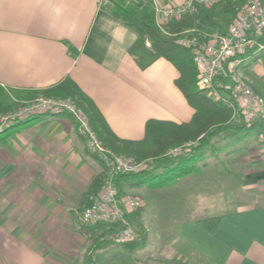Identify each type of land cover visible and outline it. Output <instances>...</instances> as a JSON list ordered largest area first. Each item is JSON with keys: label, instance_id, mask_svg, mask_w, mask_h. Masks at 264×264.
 <instances>
[{"label": "crops", "instance_id": "crops-1", "mask_svg": "<svg viewBox=\"0 0 264 264\" xmlns=\"http://www.w3.org/2000/svg\"><path fill=\"white\" fill-rule=\"evenodd\" d=\"M177 1L147 0L145 6L153 14L155 3ZM108 10L99 0H0V88L8 100L31 99L69 77L120 139L142 138L148 119L188 122L193 109L174 84L176 68L158 58L141 69L128 52L136 32ZM243 73L264 91L261 67ZM247 146L240 156L230 146L214 154L225 175L235 169L240 188L257 201L230 195L217 203L220 210L158 224L143 207L158 201L151 191L164 188L144 187L136 193L143 205L130 214L138 230L132 242L143 245L152 227L153 245L128 252L135 258L130 263L120 253L124 244H103L94 227L80 221L95 194L89 186L103 169L72 117L41 114L17 122L0 133V264H83L86 256L93 264H169L185 263L186 253L199 257L198 264H264V139ZM188 185L185 192L198 190ZM190 197L184 210L196 207H189ZM160 249L167 258L158 257Z\"/></svg>", "mask_w": 264, "mask_h": 264}, {"label": "built area", "instance_id": "built-area-1", "mask_svg": "<svg viewBox=\"0 0 264 264\" xmlns=\"http://www.w3.org/2000/svg\"><path fill=\"white\" fill-rule=\"evenodd\" d=\"M219 0H180L159 5L155 3L153 18L163 32L164 24L210 7ZM147 0H125L126 4L145 5ZM112 0H99L100 8H111ZM264 6L261 0H243L227 26H214L198 31L188 29L177 39L191 49L197 68L198 85L212 100L228 102L234 115L247 123L264 119V91L256 89L243 73L247 54L264 52ZM249 55V56H251ZM264 81V80H263ZM41 114H68L77 126L87 151L97 157L103 169V182L92 201L80 213V221L93 226L100 241L125 244L137 239L138 230L130 214L143 202L129 190L120 194L116 176L136 173L148 166V159H136L114 152L98 136L86 112L70 97L40 96L23 102L0 115V133L15 123ZM263 136V135H262ZM190 143L174 148V154ZM182 147V148H181Z\"/></svg>", "mask_w": 264, "mask_h": 264}, {"label": "trees", "instance_id": "trees-1", "mask_svg": "<svg viewBox=\"0 0 264 264\" xmlns=\"http://www.w3.org/2000/svg\"><path fill=\"white\" fill-rule=\"evenodd\" d=\"M112 2L114 5L109 8V13L137 34L128 50L137 65L144 69L158 58L169 61L178 71L174 84L193 109L188 122L148 119L142 138L120 139L110 130L93 101L69 77L41 91L46 96H71L86 112L101 140L114 152L138 160L149 158L145 169L116 176L115 182L120 194L142 185L158 187L171 184L193 171V166L187 162L202 154L217 152L220 137L231 135L243 138L256 127L263 126L264 119L247 123L234 115L233 106L228 102L214 101L208 97L206 90L198 85L197 68L191 49L177 41L188 29L203 31L221 26L217 17L220 19L227 15L232 19L243 0H219L210 7H200L194 14L164 24L165 32L156 26L152 12L145 5L126 4L125 0ZM14 105L0 88V115L13 109ZM187 143L190 144L182 152L169 158L163 157L168 149ZM102 182L103 174L94 178L88 194L95 193ZM83 264H93L91 256H86Z\"/></svg>", "mask_w": 264, "mask_h": 264}, {"label": "rangeland", "instance_id": "rangeland-1", "mask_svg": "<svg viewBox=\"0 0 264 264\" xmlns=\"http://www.w3.org/2000/svg\"><path fill=\"white\" fill-rule=\"evenodd\" d=\"M222 18H224V21L222 20ZM229 19L230 17L227 15L221 16L220 19L217 17V20H219L222 26L225 25ZM256 65H258V67H261L264 70V52H257L243 59L242 67L244 70L248 69L249 66L254 67ZM40 96L47 97L46 95L42 93H36L31 99L24 100V99H18V98H14V99L11 98L12 102L15 103L13 109L17 108V106L23 102H30L31 100H34ZM60 97H68V96H60ZM262 139H264V123L262 127H256L255 129L250 131L248 135H246L243 138L241 137L239 139L234 140L231 135H226V137H220L218 141L217 152L219 151L223 152L224 150H229L228 148L230 146L235 149V151L237 152L236 153L237 156H240L238 154V151L240 148H242V150H247L246 149L248 147L247 144L257 143ZM174 148H177V147H174ZM174 148L168 149L165 152L163 157L169 158L171 156H174L175 155L173 152ZM217 152H214V153H217ZM214 153L208 152L206 154L200 155L199 157H197L196 159L190 162H187L188 165L193 166L192 172H196L197 169L204 170L206 168L205 171L193 173V175L190 177L191 179L190 178L187 179V177L186 179L181 178V177L177 178V182L179 183L176 187H171L170 189H168V186L162 185L159 187L164 188V189H158V190L151 191L153 194H155V197H157L158 201L155 202V204L153 202V205H149V204L145 205L143 207L144 212H147L151 216H155V218L158 221V224H164L166 222H171L175 220L177 217L182 216L185 213L186 215H188L187 213H191L195 215L201 212L203 213L206 211L208 207L209 209L211 208V211L220 210V207L218 206L217 203L222 201L223 198H226L230 195L231 196L236 195L238 199L243 198L247 202H250V201L254 202L256 200L255 196H252L249 192L247 193L246 191L240 188L239 183H238L239 176H236L235 174L236 170L235 169L230 170L229 172L230 175L226 176L224 172L225 165L221 163L220 161L221 157L217 158L216 154ZM147 159L149 160V158ZM226 168L229 169V167L227 166ZM202 181H203V184H205V187L203 184H201ZM174 182L176 181H173L172 183ZM189 183L193 184L192 187L194 189H198V190L200 189V190L195 191L194 194H192V192L190 193L185 192L188 189ZM171 184H167V185H171ZM201 186H203V188H201ZM144 187L150 188V186L148 185H142L141 187L133 188L129 191L137 195L136 193H140L142 188ZM253 195L255 194L253 193ZM188 196H191L190 197L191 204L189 203V207H192L193 205V206H196L194 207L195 209L188 208L184 210L182 208L185 205V202L188 200L187 198ZM143 197H145V195ZM258 202H260V200H258ZM215 204L217 207L213 208ZM152 231H153V228L151 227L150 236L144 242L143 245H141L140 242H132V243H126L124 245H120V246L125 247V249H123L124 251L121 250L120 252L122 253V256L124 257V259H126L127 261L131 263L133 262V260H135V258H131L130 256H128L129 255L128 252L133 253L132 250H135V249H137L138 251H142L143 248L151 249L150 247H152L153 245V241H152L153 232ZM152 249H156V247L154 246ZM158 252H159L158 257L160 258H167L169 255L167 252H165V250H162V249H160V251ZM185 255L187 258L185 263L176 262V260L174 261V259L168 260L167 263L169 264H198L199 262H201V259L199 257L195 255L191 256V253H186ZM140 264H141V261H140Z\"/></svg>", "mask_w": 264, "mask_h": 264}, {"label": "water", "instance_id": "water-1", "mask_svg": "<svg viewBox=\"0 0 264 264\" xmlns=\"http://www.w3.org/2000/svg\"><path fill=\"white\" fill-rule=\"evenodd\" d=\"M261 2H262V4H263V6H264V0H261Z\"/></svg>", "mask_w": 264, "mask_h": 264}]
</instances>
